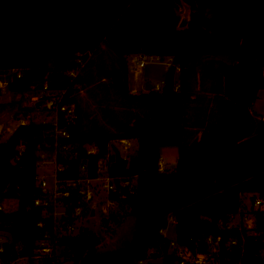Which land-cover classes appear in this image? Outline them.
Returning a JSON list of instances; mask_svg holds the SVG:
<instances>
[{"label":"trees","instance_id":"1","mask_svg":"<svg viewBox=\"0 0 264 264\" xmlns=\"http://www.w3.org/2000/svg\"><path fill=\"white\" fill-rule=\"evenodd\" d=\"M184 3L191 16L179 28ZM106 50L114 54L111 65ZM140 53L173 58L161 89H130L128 57ZM10 69L21 76L9 91H65L77 117L59 116L68 138L51 122L33 121L0 141V198L18 201L16 209L0 210V235L12 241L4 260L31 256L43 236L42 210L33 203L39 152H52L57 141L79 151L74 158L58 154L60 180L79 178L84 162L86 175L97 177L105 157L111 175L135 179L132 189L109 194L135 218L130 241L101 252V233L84 228L59 243L73 264H178L161 232L171 218L176 241L193 253L207 252L208 236L221 235V264H264V210L255 211L257 234L226 227L243 194L264 198V116L253 110L264 88V0H0V72ZM94 84L88 91L101 94L100 115L78 99ZM123 138L138 141L126 168L112 166L110 150ZM87 144L97 152L87 154ZM164 147H176L178 157L162 170ZM119 219L112 213L107 223ZM230 239L238 245L226 247Z\"/></svg>","mask_w":264,"mask_h":264},{"label":"built area","instance_id":"2","mask_svg":"<svg viewBox=\"0 0 264 264\" xmlns=\"http://www.w3.org/2000/svg\"><path fill=\"white\" fill-rule=\"evenodd\" d=\"M165 60L173 61L172 57H163L156 54H134L132 55V62L141 71L149 62H162ZM81 61V59H79ZM168 61V62H169ZM71 74H74L71 72ZM15 75L21 76V72L15 69L6 70L0 72V89H6L10 81L14 80ZM179 88V84L175 86V89ZM65 91H53L45 89L38 91L35 94L34 105L39 100L42 101L40 107L46 109L47 112H51L54 115V120L50 122L55 125V132L63 137H70L69 132L65 128L58 127L59 116L62 114L67 122H74L77 117L76 107L74 104H67L63 101ZM28 121L24 117L19 118V124H27ZM122 143L123 148L118 147L121 151L125 152L129 149L130 139L123 138L119 139ZM110 145V150L114 153L112 149V144ZM87 154H93L97 152V146L94 144L85 145ZM63 154L65 157L74 158L77 157L79 151L76 149L75 145L69 143L59 144L55 142L54 150L52 152H47L46 150H41L39 152V157L41 163L46 157H51L52 161L56 165V172L54 174L53 182H50L46 176L40 177L39 174L36 177V184L40 189L37 196L34 197V206L40 207L42 210L43 220L38 223L40 227L44 229L42 238L36 243V247L33 254L29 257L19 258L14 261H9L3 259V255L6 254V245H11L12 241L10 237H5L0 235V264H14L20 259H26L28 263L33 264H59L62 262L63 257L62 252H58L60 249L64 250L59 243L69 236H74L83 230L85 225H83V220L90 215L95 207H91L90 203L95 198L96 193L99 191L98 185L93 182L104 178L103 188L109 194L111 192H120L122 188L129 187L133 188L135 179L125 176H113L110 174L108 169L109 159L108 157L99 160V175L95 178H90L86 175V163L81 165L82 175L77 179H67L60 180L57 178V171L63 169L64 166L58 163V154ZM123 155V154H122ZM38 163V165H39ZM160 168L164 170L166 168L163 156L159 160ZM106 169V171H104ZM105 175L102 177V173ZM252 194L248 197L250 204L246 203L247 195ZM246 195V196H244ZM76 196V202H75ZM246 197V198H245ZM110 199V198H109ZM243 203L238 213L233 214L231 219L227 222L226 227L231 228H249L248 234H257L253 229L255 225V211L264 210V198L260 197L258 194L245 193L242 195ZM109 203H116L110 199ZM0 210H6L4 200L0 198ZM93 215V214H92ZM52 219V223L48 226L45 220ZM165 229L161 232L164 233ZM207 252L205 253H193L186 247L180 245L176 239H170V253H173L178 259V264H221L219 261V253L223 245V238L221 235L218 236H208L206 239ZM238 245L237 239H230L226 243V247L231 248L232 246ZM16 251H21L20 246H15ZM261 258L264 261V249L260 252ZM140 262L139 264H143Z\"/></svg>","mask_w":264,"mask_h":264},{"label":"rangeland","instance_id":"3","mask_svg":"<svg viewBox=\"0 0 264 264\" xmlns=\"http://www.w3.org/2000/svg\"><path fill=\"white\" fill-rule=\"evenodd\" d=\"M180 11L181 17L186 15L184 4L181 7ZM103 47L105 48V46ZM105 58L106 62L109 65H111L112 61L115 62L114 54L108 50H106ZM222 59L225 60V58ZM168 61L169 60H165L162 62H149L144 68H142L141 71L136 67L135 64H133V68L131 69L132 72H130V89L136 91L134 88L137 86H141L142 88L146 89L148 83L152 84L155 89H161L164 85V77L166 71L169 65L172 63V61ZM134 68H137V70H139L138 72L140 74L137 75V77L134 73ZM178 77L179 73L177 69L175 78ZM96 86L97 85L94 84L90 87L82 89L79 93L78 99H80L83 108L87 109L88 111L95 112L97 115H100V108L97 105V101L99 98H101V94H99V96L95 98L91 96L88 91V89H94ZM95 91L99 92L98 90ZM35 94H38V91H28L23 94H19V96L18 94L9 91L8 87L6 89H0V124L4 123V130L0 133V141L6 140L12 134V132L19 124L20 117H24L30 122H50L51 120H54V115L51 112H47L46 109L41 107L37 108L34 105ZM110 104L116 109H119L118 103L112 101ZM253 110L260 117L264 116V88L259 91L258 98L255 101ZM114 142L117 147H121V149L123 148V145L119 142V140H115ZM137 148L138 141L136 139H130L129 149L126 152L122 150V154L123 156L129 158L137 151ZM163 160L165 166H167V162L164 157ZM104 171H106V169ZM55 172L56 165L52 161L51 157H46L44 160H42L37 168V173L39 174V176H46L50 182H53ZM104 175L105 172L102 173V177ZM104 182V178L93 182L99 187V191L96 193L95 198L90 203L91 207L96 208L95 214L92 215L91 213L82 222L85 227L101 233L102 242L98 247V250L101 252L122 247L126 241H130L135 228V218L134 216L128 214V208L119 206L116 203H109L110 199L108 197L106 189L103 188ZM251 196L252 194L247 195V204H250L248 197ZM4 203L6 210H14L18 207V201L16 199H5ZM112 213L120 217L118 223L112 220H109V222L107 223L108 217ZM164 233L168 236V238L175 239L176 225L173 218L169 220V225L167 228H165ZM63 251L64 250L60 249L58 252L63 253ZM63 259V264H73L65 257H63ZM162 263V259H150L145 261L143 264ZM14 264L30 263H28L26 259H20ZM33 264H35L34 261Z\"/></svg>","mask_w":264,"mask_h":264},{"label":"water","instance_id":"4","mask_svg":"<svg viewBox=\"0 0 264 264\" xmlns=\"http://www.w3.org/2000/svg\"><path fill=\"white\" fill-rule=\"evenodd\" d=\"M184 6H185V14L184 16L181 17V20L179 22V28H185L188 26L189 24V21H190V16H191V8L188 4L184 3ZM151 88H153V85L148 83L147 84V87H146V90H150ZM20 96V95H19ZM42 101L39 100L37 103H36V107L39 108L40 105H41ZM2 128H3V124H0V133L2 131ZM112 149L114 150V154H115V160L113 161L112 163V166H115V167H121V168H126L128 166V163H129V159L125 156H123L121 154V151L119 150V148L117 147L116 144H112ZM92 214L94 215L95 214V210H93Z\"/></svg>","mask_w":264,"mask_h":264},{"label":"crops","instance_id":"5","mask_svg":"<svg viewBox=\"0 0 264 264\" xmlns=\"http://www.w3.org/2000/svg\"><path fill=\"white\" fill-rule=\"evenodd\" d=\"M129 59V69H130V72L131 69L133 68V62L131 61L132 60V55L128 57ZM135 66V65H134ZM134 73L136 74V77L137 75H139L140 73L138 72L139 70H137V68H134ZM129 84L131 86V79H130V75H129ZM136 91L137 90H143L145 91L146 89L142 88L141 86H137L134 88ZM3 92V91H2ZM37 103V102H36ZM35 103V104H36ZM4 130V123H3V128H2V131ZM162 156L166 159V162H167V167L170 168L172 166H174V164H176V161H177V157H178V150L176 147H164L162 149ZM170 239V238H169Z\"/></svg>","mask_w":264,"mask_h":264}]
</instances>
